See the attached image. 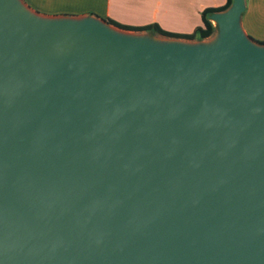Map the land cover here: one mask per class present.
<instances>
[{"label":"water","instance_id":"water-1","mask_svg":"<svg viewBox=\"0 0 264 264\" xmlns=\"http://www.w3.org/2000/svg\"><path fill=\"white\" fill-rule=\"evenodd\" d=\"M0 0V264H264V44Z\"/></svg>","mask_w":264,"mask_h":264},{"label":"crops","instance_id":"crops-1","mask_svg":"<svg viewBox=\"0 0 264 264\" xmlns=\"http://www.w3.org/2000/svg\"><path fill=\"white\" fill-rule=\"evenodd\" d=\"M22 2L43 16L91 15L109 18L124 25L143 26L155 23L168 32L190 33L197 26L203 25L201 12L204 8L222 6L226 0H22ZM245 4L246 8L241 16L244 32L253 39L264 41V0H245Z\"/></svg>","mask_w":264,"mask_h":264},{"label":"trees","instance_id":"trees-1","mask_svg":"<svg viewBox=\"0 0 264 264\" xmlns=\"http://www.w3.org/2000/svg\"><path fill=\"white\" fill-rule=\"evenodd\" d=\"M231 2H232V0H226L225 4L222 6L204 8L201 12L203 25L197 26L190 33L168 32V31L161 29L155 23H151V24L143 25V26H131V25L120 24V23L115 22L109 18H107L106 21L109 24L114 25V26H116L120 29H123V30H131V31H135V32L146 31L152 35L160 34V35L166 36V37L181 38V39H185V40H203V39H206V38L213 36V34L215 33V31L217 29L216 25H213V23L210 19V15L216 11L225 10L226 8H228L230 6ZM257 42L264 44V41H257Z\"/></svg>","mask_w":264,"mask_h":264},{"label":"rangeland","instance_id":"rangeland-1","mask_svg":"<svg viewBox=\"0 0 264 264\" xmlns=\"http://www.w3.org/2000/svg\"><path fill=\"white\" fill-rule=\"evenodd\" d=\"M213 23H215V22H213ZM129 33H136V34H141L140 32H132V31H128ZM216 34V31H215V33L213 34V36ZM154 36H157V35H154ZM157 38H159V39H162V40H164V39H166V37H161V36H158ZM212 38V37H211ZM211 38H209V39H207L208 41L209 40H211ZM182 41H185V40H183V39H181ZM255 40H257V39H255ZM257 41H259V40H257Z\"/></svg>","mask_w":264,"mask_h":264},{"label":"built area","instance_id":"built-area-1","mask_svg":"<svg viewBox=\"0 0 264 264\" xmlns=\"http://www.w3.org/2000/svg\"><path fill=\"white\" fill-rule=\"evenodd\" d=\"M212 21V20H211ZM214 21H212V23H213ZM213 25H215V23H213Z\"/></svg>","mask_w":264,"mask_h":264}]
</instances>
